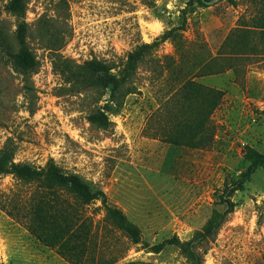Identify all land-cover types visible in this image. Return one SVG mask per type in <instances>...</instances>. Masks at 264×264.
<instances>
[{"label": "rangeland", "instance_id": "374dc122", "mask_svg": "<svg viewBox=\"0 0 264 264\" xmlns=\"http://www.w3.org/2000/svg\"><path fill=\"white\" fill-rule=\"evenodd\" d=\"M26 1L25 15L19 18L6 10L8 0H0L5 29L14 34L17 24L26 22L27 43L38 61L25 79L0 47V151L11 150L15 162L38 169L52 159L77 172L139 227L140 241L133 243L104 219L100 200L87 205L94 264H191L174 245L158 252L151 247L172 235L185 241L201 231L213 209H225L215 197L247 167L245 147L264 154V49L248 50L235 60V67L197 78L222 92L211 115L215 135L209 147L163 142L159 127L164 117L155 112L172 94L177 69H196L214 57L242 19L264 11V0H208L206 7L194 3L184 12L187 0ZM42 16L52 18L66 34L58 53L77 62L104 59L114 64L113 73L138 44L159 39L182 22L180 37L186 42H160L138 64L135 92L117 112L106 111L110 123L102 127L91 123L89 114L106 109L109 91L68 89L53 68L51 50L38 36L45 22L36 21ZM182 51L183 61L167 68L164 56L177 61ZM36 189L35 183L0 173V263L71 264L26 228L21 214ZM232 200L234 210L202 247V264H264L262 168Z\"/></svg>", "mask_w": 264, "mask_h": 264}, {"label": "trees", "instance_id": "16d2710c", "mask_svg": "<svg viewBox=\"0 0 264 264\" xmlns=\"http://www.w3.org/2000/svg\"><path fill=\"white\" fill-rule=\"evenodd\" d=\"M194 3L206 7L209 1L187 0L182 11ZM26 5V0H8L5 8L21 18L25 15ZM41 21L45 23L39 26L38 36L44 46L51 50L53 68L68 84V89L73 92L89 89L109 91V98L104 107L106 109L89 114V121L102 127H107L110 123L106 111L117 112L125 97L135 92L133 80L138 64L156 49L160 42L170 39L181 42V45L185 41L180 37V32L185 29V22H182L168 29L159 39L138 44L128 52L126 61L118 73H113L114 64L104 59L91 58L77 62L58 53L65 42L66 34L55 25L52 18L42 16L36 21L37 25ZM240 22L225 37L214 57L195 67L196 69L179 68L175 72L176 86L170 97L155 112L161 118L164 117L159 127L163 142L188 148H206L213 142L215 128L211 115L221 101L222 92L198 82L197 78L235 67L239 56L248 53V50H256L258 46L264 49V11ZM28 29V24L21 21L17 24L14 34H11L0 20V47L8 56L11 67L25 79L38 65L36 56L27 43ZM185 55L186 52L182 51L177 61L164 56L169 60L167 68L181 63ZM244 159L248 162L247 167L238 176L226 182L216 194V203L225 206L223 211L213 209L204 228L196 232L191 239L182 241L177 235H172L153 245L151 249L158 252L165 245H174L191 264H202L206 252L202 247L213 239L226 216L234 210L236 203L232 200L233 194L243 190L244 184L258 168L264 171V154L255 148L246 146ZM0 173H11L21 181L36 184L37 189L21 214L26 220V228L36 240L55 249L57 254L71 264H94L95 259L91 255L92 222L85 215V207L95 200L101 201L106 221L120 230L131 242L140 241L139 227L131 222L120 208L107 201L102 189L77 172L63 169L52 159L44 169H38L29 162H15L11 150H2ZM15 208L23 210L22 207ZM96 264L110 263L100 261Z\"/></svg>", "mask_w": 264, "mask_h": 264}]
</instances>
